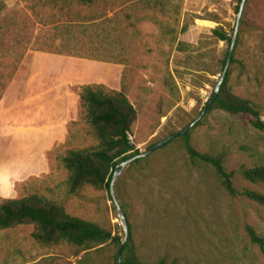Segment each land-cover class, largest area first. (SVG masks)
<instances>
[{"label":"rangeland","instance_id":"obj_1","mask_svg":"<svg viewBox=\"0 0 264 264\" xmlns=\"http://www.w3.org/2000/svg\"><path fill=\"white\" fill-rule=\"evenodd\" d=\"M236 4L96 0L62 7L49 0H0V105L7 98L18 102L24 94L21 75L26 77L31 56L50 53L91 62L96 59L72 53L98 55L111 60L98 62L119 64L121 78L107 82L91 74L82 85L124 90L137 111L129 137L135 149L146 151L196 119L212 96L228 51L213 30L234 32ZM237 39L229 86L254 103L264 118V0H246ZM94 65L92 73L100 68ZM80 87L73 88L79 92ZM200 121L191 129L199 150L226 151L229 170L264 164V131L254 128L249 116L213 109ZM69 126L68 138L47 153L49 171L11 179L9 192L0 200L38 193L123 238L119 207L131 225L139 258L150 263L264 264V250L247 232L250 225L264 236V205L229 194L208 165L189 159L179 141H168L140 162L128 163L113 183L115 199L106 187L91 185L69 193L61 157L72 148L98 142L80 103L78 119ZM234 184L239 191L264 193V184L238 173ZM33 231V224L1 229L0 264H117L119 245L112 241L86 252L67 242L43 245Z\"/></svg>","mask_w":264,"mask_h":264},{"label":"trees","instance_id":"obj_2","mask_svg":"<svg viewBox=\"0 0 264 264\" xmlns=\"http://www.w3.org/2000/svg\"><path fill=\"white\" fill-rule=\"evenodd\" d=\"M95 1L49 0L52 4L62 7H71L73 4L82 6L91 5ZM236 1L235 11L237 13L241 0ZM183 30H186L185 26ZM213 32L220 41H225L229 48L233 33L229 34L222 28H215ZM237 44L238 39L235 47ZM99 48H102V46L99 45L95 49L99 50ZM227 54L228 51L222 60L223 68ZM72 55L100 61H111L94 54L82 55L72 53ZM115 62L121 63L118 60H115ZM234 62H236V59L233 52L230 65ZM229 75L230 69L227 71L219 92L211 103L208 104L206 113L213 109H220L234 115L249 116L253 127L264 131V118H262L260 110L248 99L233 93L228 83ZM79 96L84 118L90 125L94 137L98 142L96 145L90 147L72 148L61 157L63 167L68 171V179L66 181L68 192L77 194L85 185H91L96 188L106 187L110 190L116 166L120 162L141 153L135 149V145L129 137L132 125L137 117V111L123 89H107L104 85L97 83L85 84L80 87ZM200 123L201 121L194 126ZM191 129L172 139L173 141L180 142L181 148L188 155L189 159L194 163L201 162L208 165L218 177L222 187L229 194H242L250 200L264 205L263 192L251 188H244L243 191H239L234 184L235 173H238L243 179L251 183L264 184V164L241 165L237 170H229L226 166L227 152L224 150L218 152L199 150L193 144ZM177 132L172 131L169 133V136ZM157 143H153L149 148ZM168 143L166 142L163 145ZM135 160L136 162H140L143 160V157ZM19 224H33L34 231L32 236L43 245H59L67 242L86 252L91 251L93 248L99 250L109 241L120 246L123 239L119 235H112L110 230L94 221L71 215L66 211L63 204L38 193L0 200V230ZM128 228L129 235L122 252V264H180L175 261L167 262L164 259H159L153 263L141 260L137 254L136 244L132 238V228L129 223ZM247 232L251 241L257 243L264 250V236L259 234L250 225L247 226ZM114 258L118 264L117 254Z\"/></svg>","mask_w":264,"mask_h":264},{"label":"crops","instance_id":"obj_3","mask_svg":"<svg viewBox=\"0 0 264 264\" xmlns=\"http://www.w3.org/2000/svg\"><path fill=\"white\" fill-rule=\"evenodd\" d=\"M28 63L26 77L21 75L24 94L0 105L1 196L9 192L11 179L49 171L48 151L68 138L69 124L79 116L80 96L73 87L91 74L107 82L122 75L119 64L50 53L31 56ZM93 64L100 67L96 73L90 72Z\"/></svg>","mask_w":264,"mask_h":264},{"label":"water","instance_id":"obj_4","mask_svg":"<svg viewBox=\"0 0 264 264\" xmlns=\"http://www.w3.org/2000/svg\"><path fill=\"white\" fill-rule=\"evenodd\" d=\"M245 4H246V0H241L240 4H239V10L237 12V18H236V25H235V28H234V32H233V35H232V39H231V43H230V46L228 48V54H227V58H226V62H225V65H224V68L220 74V77L218 79V82L215 86V89H214V92L212 94V96L210 97L207 105L204 107V109L201 111L200 115L194 119V121H192L190 124H188L186 127H184L183 129H181L180 131H178L177 133H175L174 135L172 136H169L167 137L166 139L158 142L157 144H155L154 146H152L151 148H149L148 150L146 151H143L137 155H134L133 157L131 158H128L122 162H120L116 168H115V171H114V174H113V177H112V181H111V185H110V192L112 194V197L115 199V196H114V191H113V183L116 179V177L118 176V174L123 170V168L130 162H132L133 160L137 159V158H140V157H144L146 156L147 154H149L150 152H152L153 150L157 149L158 147L162 146L164 143L180 136L181 134H183L184 132H186L187 130L191 129L195 124H197L203 117L204 113L206 112V109H207V106L208 104L211 103V101L214 99V97L217 95V93L219 92L220 88H221V85L225 79V76L227 74V71L230 67V63H231V59H232V56H233V52H234V49H235V45H236V41H237V36H238V30H239V25H240V20H241V17H242V14H243V11H244V8H245ZM118 213H119V217H120V220L123 224V229H124V237L122 239V242L118 248V251H117V260H118V264H122V252H123V248L125 246V243L128 239V235H129V228H128V223H127V217L125 215V213L118 207Z\"/></svg>","mask_w":264,"mask_h":264}]
</instances>
